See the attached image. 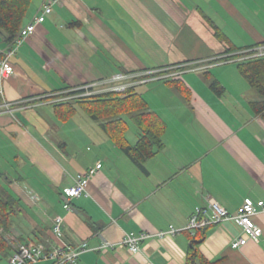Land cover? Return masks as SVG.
Listing matches in <instances>:
<instances>
[{"label":"crops","instance_id":"1","mask_svg":"<svg viewBox=\"0 0 264 264\" xmlns=\"http://www.w3.org/2000/svg\"><path fill=\"white\" fill-rule=\"evenodd\" d=\"M43 1L32 0L24 25ZM263 40L264 0H62L53 6L10 57L14 73L3 82L2 100L11 111L0 106V187L14 205L0 264H9L17 244L34 242L47 250L85 242L75 264H189L197 231L150 237L137 253L121 240L128 231L181 227L208 198L231 213L245 198L264 201V116L249 105L258 97L246 86H225L221 78L229 74L220 68L232 61L216 62L230 44ZM12 46L0 36V53ZM163 69L180 75L185 95L156 77ZM119 72L134 79L166 124L144 170L120 147L121 140L133 145L139 138L132 120L116 139L86 113L82 97L71 98L84 85H108ZM238 75L229 78L240 82ZM152 83V91H138ZM98 160L102 167L87 193L66 210L63 190ZM56 216L64 219L60 236L52 232ZM253 219L261 236L237 249L230 242L240 230L232 222L206 226L195 264H264V211ZM104 242L115 246L101 248Z\"/></svg>","mask_w":264,"mask_h":264},{"label":"trees","instance_id":"2","mask_svg":"<svg viewBox=\"0 0 264 264\" xmlns=\"http://www.w3.org/2000/svg\"><path fill=\"white\" fill-rule=\"evenodd\" d=\"M31 2L32 0H0V36L5 43L11 45L15 42L24 26ZM216 35L219 38L224 37L219 31L216 32ZM263 45L264 40L244 47L230 44L224 50L227 55L216 59V62L232 61L237 64L239 73L255 89L258 96L250 101V108L254 113L264 116V55L249 57L254 52V48ZM2 56L3 53H0V58ZM171 70L163 69L156 74H167ZM160 80L172 85L180 92L186 93L180 75L166 76ZM209 85L216 93H221L223 90V86L214 77ZM136 87L137 85L130 86L122 92H97L83 96L80 101L86 113L92 119L99 120L101 127L116 139H121L122 133L125 131L126 120L124 117H128L138 126L140 135L135 144L124 145L121 140L120 147L135 165L144 170V161L154 154L157 146L161 145V136L166 129V124L157 113L148 108L142 95L136 91ZM1 101L2 97L0 96V103ZM73 102V100H69L65 104ZM13 205L12 196L0 187V251L8 248V241L3 229L8 226V218ZM204 228L206 227L198 229V238L196 236L192 240V250L188 257L189 264H195L198 255L196 245L203 240Z\"/></svg>","mask_w":264,"mask_h":264},{"label":"built area","instance_id":"3","mask_svg":"<svg viewBox=\"0 0 264 264\" xmlns=\"http://www.w3.org/2000/svg\"><path fill=\"white\" fill-rule=\"evenodd\" d=\"M62 0H44L40 12L33 17L31 21L25 24L15 39L13 46L3 53L0 58V96H3V82L14 73V67L10 62V57L16 49L22 44L24 39L31 35L38 23L45 20L46 16L52 12L55 5H59ZM253 53L249 57H257L264 55V45L253 49ZM177 75L161 74L158 79L165 78L166 76ZM134 79L128 75L119 72L111 77L108 85L103 84V87L98 88V85L89 84L82 87V92H77L71 98H80L103 91H125L128 87L133 86ZM0 106L10 110V104L4 100L1 101ZM102 167V163L98 160L93 166L89 167L85 172L79 173L74 179L73 185L63 190V207L66 210H71V201L83 194L87 193V187L92 176ZM261 211H264L263 200H252L245 198L243 202L237 207L236 211L231 213L224 208L219 202L212 198H208L206 204L197 206L189 216L187 223L181 227L169 225L165 230H160L154 234L144 231L134 232L128 231L124 234L121 244L126 246L132 253H137L140 250V243L156 236L159 239L166 238L181 232H189L194 236L195 231L208 225L230 221L237 228L240 233L236 235L230 242L233 249L244 246L249 240L257 241L262 234V229L258 226L253 216ZM63 217L56 216L52 223V232L55 236L62 234ZM115 245L110 242L101 244V248H113ZM88 249L85 242L76 246H53L51 249H45L44 245L39 242L32 244H17L12 254L9 256V264H37L39 262H49V264H75L80 254Z\"/></svg>","mask_w":264,"mask_h":264},{"label":"rangeland","instance_id":"4","mask_svg":"<svg viewBox=\"0 0 264 264\" xmlns=\"http://www.w3.org/2000/svg\"><path fill=\"white\" fill-rule=\"evenodd\" d=\"M225 67H222L220 68L222 70V74L223 75H227L229 74L230 76V72H237L239 74V71L237 69V64L234 63V62H231V63H228L226 65H224ZM203 76V74L201 75ZM228 77H222L221 80L223 82V84L227 87H229L230 89H232V91H237L238 90V85H243V86H246L245 88L246 89H250L252 94L254 95L253 97H256L257 96V93L255 91V89L253 87H251L247 81L244 80L243 77H241L240 75H238V78L240 80V82L236 81L235 78H229ZM206 77H202L201 79L202 80H206L205 79ZM213 79V77H210L207 78V80L210 82L211 80ZM236 81V82H235ZM238 83V84H237ZM240 83V84H239ZM156 84V83H155ZM166 84V83H165ZM209 84V83H208ZM153 83L152 84H146V85H141L140 88L138 89V91L140 92H143L145 91L144 93H147L148 91H152V87H153ZM139 87V86H138ZM181 93V92H180ZM182 95H185V93H182ZM258 97V96H257ZM125 120H130L128 117H124ZM82 120H91L88 116H86L84 113H82ZM132 124H130L129 126V129H128V132L131 128H134L133 126H131ZM0 257H2V259H5L4 256L1 255L0 253Z\"/></svg>","mask_w":264,"mask_h":264}]
</instances>
